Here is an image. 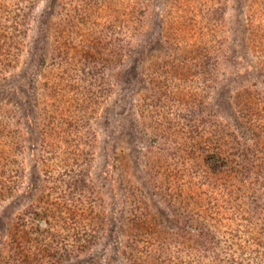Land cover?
Instances as JSON below:
<instances>
[{
	"label": "rangeland",
	"instance_id": "1",
	"mask_svg": "<svg viewBox=\"0 0 264 264\" xmlns=\"http://www.w3.org/2000/svg\"><path fill=\"white\" fill-rule=\"evenodd\" d=\"M37 1L0 0V33H3L0 48L10 50L11 56L0 57V115L9 114L10 118L12 113L17 114L23 145L8 155L1 153L0 148V195L3 197L0 199V257L4 256L5 262L10 256L16 264H153L158 259L160 263L165 254L156 249V233L134 231L132 220L140 221L150 230L162 231L167 225L163 223L160 209L168 208L169 214L173 207L172 216L176 220L184 221L181 212L186 210L195 218L191 223L200 222L203 212L198 214L201 209L196 199L204 198V192L211 190L202 179L201 170L192 166L190 172H182L183 157L171 153L173 142L168 137L177 136L181 114L186 113L189 103L196 105L199 100H206L214 106L216 92L209 90L210 80H202L201 74L194 72L197 70L194 58H179V52L172 47L186 43L184 39H187L186 45L191 41L211 45L212 37H218L223 27L228 35L225 46L230 58L223 61L218 57L222 61L211 71L212 76H220L222 80L223 73L229 74L237 54L247 60H240L238 64L249 63L263 71L264 0H226L225 4L223 0H140L149 5L146 13L139 12V7L133 5L134 0H83L94 15L75 11L69 5L66 9L56 6L57 16L47 17L43 25L36 17L32 18V13L38 15L34 10ZM161 14L166 23L162 32L159 28L161 37L165 41L170 39L167 44L172 50L169 53L154 46L145 64L140 66L134 62L147 79L141 86L135 80L131 82L133 77L120 73L133 62L138 40L144 33L159 32L155 30L158 20L154 23V17L157 15L158 19ZM16 15L31 19L28 30H25V21L15 19ZM194 17L199 22L192 33L193 26L189 23ZM44 31L46 43L50 41V44L46 62L41 65L33 56L34 50L38 51L34 45L44 37ZM181 34L187 38L179 42ZM11 39L16 43L24 40L22 52L8 45ZM65 40L71 41L77 50L98 52L106 57L115 50L111 61L114 66L108 69L99 64L98 69L90 71L91 75L86 74L85 81L78 80L80 66L85 64L77 57L62 60L60 64L53 60L52 67V56L60 61L56 52L57 48L61 52ZM3 41L8 43L2 46ZM156 58L172 60V65L166 66L170 74L158 72L161 70H157ZM181 68L194 76L178 77L176 73ZM249 70L233 82V96L239 83L249 85L253 79L264 92V83L259 82L264 75ZM28 76L32 77L30 83ZM229 77L232 76L229 74ZM250 119L264 130L263 110L253 113ZM210 127V124L203 125V129ZM125 130L132 131L131 138L124 134ZM263 145L260 143L257 148L261 149L260 160ZM152 146L157 147L155 156L150 155ZM168 155L174 159L167 158ZM248 182L251 179L245 183ZM239 183L237 179L236 184ZM7 188L11 195L5 194ZM208 214L222 221L219 231H214L224 240L219 246L223 259L234 256L237 263L264 264V221L250 217L248 212L235 215L233 211L218 209L217 214L213 208ZM193 227H187V231ZM77 228L90 233L92 239L101 237L102 241L81 252L73 241L79 236ZM133 232L140 241L135 247L126 246L125 239ZM102 233L109 238L102 237ZM10 239H19L22 252L5 248ZM170 254L177 257L173 264H179L180 258L189 255L195 257L182 251ZM213 259L212 256L199 259L195 264H219Z\"/></svg>",
	"mask_w": 264,
	"mask_h": 264
},
{
	"label": "trees",
	"instance_id": "2",
	"mask_svg": "<svg viewBox=\"0 0 264 264\" xmlns=\"http://www.w3.org/2000/svg\"><path fill=\"white\" fill-rule=\"evenodd\" d=\"M38 1L41 3H38ZM38 1L34 7V10L36 12L38 11V15L32 13V18L36 17L39 19L40 25L47 23V17H51L52 15L57 16L58 11H55L56 6H63V8L66 9V7L69 5L73 7L75 11L82 10L84 12H92V15H94L93 10L87 5L88 3H84L83 0ZM223 1L225 4L226 0ZM133 2V5L139 7L140 13L148 12L149 5H147L146 2L140 3V0H134ZM196 8L197 6L195 5L194 11ZM223 8L225 10V6H223ZM208 11L210 13V9ZM195 13L196 12H194V16H196ZM95 14H97V12ZM184 15L185 14H183V17H185ZM40 16H42V19H40ZM211 16H209L210 20ZM15 19L25 21V30L30 28L27 26V24L31 22V19H25V17H20L18 15L15 16ZM154 20V23H156V20H158L155 30L158 29L160 32L161 29L162 32L163 25H166L164 15L163 17L162 14L161 17L159 15L158 19L156 15ZM68 21L71 20L68 19ZM190 22L191 23L189 24L193 26V28L190 27L192 32L193 30H196V23H198L199 20L194 17L192 18V21L190 20ZM174 31L179 32L175 29ZM148 32L144 33V37L138 40L139 42L137 41L139 46L135 57L132 58L133 62H130L128 67L125 70L123 69L124 73L122 70L120 74L124 77L128 74L129 77H133V79H130L131 82L132 80H135L137 84L144 86L147 79L143 75L142 68L140 67L137 69V66H134V62H137L140 64V66L141 64H145L144 60H147V56L150 55L148 52L150 51V48H153L154 46H158L169 53L173 48L174 51L179 52L177 53V57L179 58H194L192 59L194 62H196L194 66H197V70L194 72L201 74L202 80H210L211 83L207 84L209 86V90H212L214 93L216 92V96L213 99L214 106H212L210 102H207L206 100H199L196 104L197 106L193 102L189 103L190 106H186V113L181 114L180 117L181 123L179 125V129L177 130L178 137L176 135L170 134L168 138L171 140V142H173L170 144V146H173L171 153L174 155L178 154L180 157H183L180 161L182 172H190L189 168L192 166L201 170V177L203 180L207 181L211 190L204 192V198L200 197L196 199V204L201 209L198 214L203 212L201 219H199L200 222L197 221V223H191L190 220L195 218L193 217V214H188L186 210L181 212V216L184 217V221L180 222L172 216L175 209L173 207L170 208V210L173 209V211L172 213L168 214L169 209L165 207L160 209L161 216H164L163 223L167 225L165 228L161 229L162 231L156 229L150 230L140 221L134 220L133 218L131 223L133 225L132 229L134 231L138 230L139 232L141 231L144 233H156V244H158L156 249L160 253L165 254V257L160 261V263L173 264V259L177 258L173 254H170L173 251L175 253L182 251L186 252L187 254L190 252L191 255L195 256L194 258L190 257V255L185 259L180 258L179 264H195L196 261H199V259L201 261V259L210 258L211 256L212 258L214 257L213 261L215 263H237L234 256H231L229 260L222 258L220 250L221 247L219 246L224 240H222L223 237L221 235L218 236L217 232L214 231H219L218 225L222 224V221L219 219V217L215 218L208 213L210 209L213 208L217 209V214L218 209L233 211V214L235 215H241L243 212H248L250 213V217H256L257 220L264 221V152H262L263 158L260 160L261 154L259 153H261V149H257L260 143L264 144V130H262L260 125L252 122L250 119V116L252 118L253 113L258 114V111L260 110H263L264 112V92L260 89V85H258L257 80L255 79H253V83H249V85L247 83H239L235 87L236 93L234 96V86H232L233 82L238 77H241L242 75H245V72L247 73L250 71L249 68H251L253 72L256 70L259 76L261 74L264 75V70L262 71L260 67L257 68L249 63H247L246 66L242 65L243 63L238 64L237 62H240V60L242 62H247V60L240 59L239 57H241V55L237 54L236 58L238 59L233 63L234 69L229 72L232 77H229L228 73L222 74V80L220 76H212L213 72L211 71H214L213 69L222 61L219 60L218 57L223 58V61L224 58L227 61H229L230 58V55L227 54L226 51L228 35L225 34V28L223 27L219 29L218 37H212L213 42H211V45H208L207 42L202 45L192 41L190 44L186 45L187 39H184L186 43L180 45L175 44V46L172 48L167 44L170 39H166V41L163 40L161 37V32L147 35ZM2 35L3 33H0L1 37ZM43 35L44 37L41 39V41H39V43H37L38 45H34V47L38 46V51H36L34 48L36 55L33 56V59L36 58L35 60L40 61L41 65H44L46 62L45 60L47 58V54L49 53L47 45L49 46L50 44V41H48V44L46 43L45 38L47 37V34L45 31ZM183 37L187 38L181 34V37L178 39L179 42ZM7 43L8 42L3 41L1 45L5 46ZM62 43L64 48L61 49V52L60 49L57 48L58 52H56V55L61 58L60 61H56L54 55L51 54L53 56L50 64L53 67L54 63L60 64L62 60H69L77 57L85 64V66L83 65L84 67L80 66L81 74L78 75V80L80 81H85L86 74L91 75L90 71L98 69L97 67L99 64H102V67L107 66L108 69L114 66L111 61L115 57V50H112L106 57L102 56L98 52L77 50L73 43L69 40H65V42ZM8 45L11 48L14 46V48L19 49L21 52L23 51V46H25L23 39L21 42L18 41L17 43L15 40L11 39V42H9ZM0 57L2 59H5L6 57L10 58V50L7 52L6 49L3 50V48H0ZM208 59H210L209 62L206 61ZM154 60L159 66H156L158 67L157 70H161L158 71L159 73L170 74V72L166 69V66L172 65V60L169 61L167 58H156ZM118 61H120V57L118 58ZM87 68H89L88 72H86ZM110 74H113V71H110ZM176 74L178 77H181L182 75V77L186 78L194 76V73H184L182 68ZM130 80L127 81L130 82ZM260 80V83H264V79ZM27 82H32V77L28 76ZM207 85H205V87H207ZM84 90L86 91V86L84 87ZM90 91L91 88L89 89V92ZM219 94H221V96L224 98L226 96L227 99H223L221 96L219 97ZM184 103H186V101ZM214 107H217V109ZM248 112H250V115ZM3 116L4 115L2 114L0 115V148L1 153L8 155L9 153L12 154L11 152L15 153L19 151L20 148H23V145L21 144L22 131L19 124L20 118L17 116V114L14 115L12 113V117L10 118L9 114L6 117ZM194 117L196 119L199 117L201 118L197 119L195 123ZM204 123L210 124L211 127L209 129H203ZM125 133L129 138L132 137V131L130 132L125 130L124 134ZM152 147L154 149H151V152L149 150V152L150 155L155 156V154L157 155V153H155L157 147ZM167 158L174 159L172 155H168ZM257 160L260 162H257ZM237 179L240 180L239 184H236ZM250 179V183H245ZM85 180L89 181L90 179L89 177H85ZM4 186L5 183L2 182V187ZM5 194L11 195V190L7 188ZM1 198L3 197L0 195V199ZM221 198H223V203L222 200H220ZM194 214L196 215V213ZM204 215L209 216L204 217ZM208 217L210 218L209 221L207 220ZM225 218L227 217H224V219ZM205 220L207 221L205 222ZM159 222L161 224L162 220ZM187 227H193V230L187 231ZM76 231L78 232L79 236L83 237L82 239H79L80 237L78 236L77 238L73 239L77 245V248L81 252H85L86 250L93 248V246L98 245L102 241L101 237L97 236L93 237L92 239L90 233H86V231L83 232L81 229L77 228ZM102 237L109 238V236L106 234ZM89 239L92 240L87 241ZM17 240L18 241L12 240L7 242L5 248L10 251L15 250L16 253L22 252V248L19 246L20 241L19 239ZM20 240L22 241L23 239ZM82 240H86V242H80ZM137 241H140V239H138V235L133 232L130 237L125 239V244L129 247H135ZM152 244L154 243L152 242ZM135 254L138 253L136 252ZM3 259L4 256L0 257V264H16L13 262L14 260L10 256H8V261L3 262ZM58 260L61 262V259ZM158 260H156L153 264H160ZM237 264L241 263L238 262Z\"/></svg>",
	"mask_w": 264,
	"mask_h": 264
}]
</instances>
